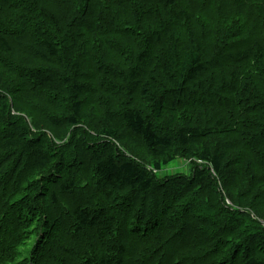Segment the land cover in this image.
<instances>
[{
	"label": "trees",
	"instance_id": "16d2710c",
	"mask_svg": "<svg viewBox=\"0 0 264 264\" xmlns=\"http://www.w3.org/2000/svg\"><path fill=\"white\" fill-rule=\"evenodd\" d=\"M67 1L68 20L45 0H0V264L22 260L19 246L38 216L29 215L36 203L28 207L30 202L20 198L33 190L36 198L45 196L54 205L58 193L68 194L72 223L66 224L59 210L55 231L48 225L36 235V250L20 264H36L37 258L38 264H70L64 252L72 264H216L220 247L185 261L182 249L198 245L200 250L211 242L217 247L236 228L248 234L234 250L241 253L248 246L249 252L233 264H264L258 253H264V225L251 231L256 220L247 212L218 206L211 218H189L191 207H206L202 190L209 169L217 182L212 192L222 201L226 184L240 180L235 176L249 173L253 182L264 181V0H201L218 17L236 13L234 25L218 19L227 26L219 36L206 32L195 12L176 10L173 0H162L152 17H146L143 0H117L115 7L126 2L123 11L114 12L117 30L111 21L100 24L98 13L91 15L96 0ZM107 40L112 51L104 46ZM98 93L99 122L93 125L85 110L93 104L88 96ZM81 125L99 138L91 153L90 181L86 173L73 174V157L54 151L57 140ZM53 130L62 134L57 137ZM138 149L147 161L136 160ZM178 154L203 164L207 172L167 186L166 196L177 193L188 203L179 231L164 239L169 230L161 225L162 217H153L154 226L146 228L140 218L131 230L132 209L125 226L111 206H148L160 193L149 168L161 171ZM52 172L48 183L57 186L50 191L40 182ZM221 209L227 219L223 231L213 235ZM72 231L95 237L77 251L69 242H58L60 232L76 238ZM195 236L211 240L198 242Z\"/></svg>",
	"mask_w": 264,
	"mask_h": 264
},
{
	"label": "rangeland",
	"instance_id": "374dc122",
	"mask_svg": "<svg viewBox=\"0 0 264 264\" xmlns=\"http://www.w3.org/2000/svg\"><path fill=\"white\" fill-rule=\"evenodd\" d=\"M45 1L49 3V7L54 8L56 10L58 9V12H60L62 16H66V19L68 20L71 10L70 11L67 10L70 6L67 0H45ZM116 1L117 0L115 1L114 0H96L95 5L97 6V8L94 7V9L91 12V15H95L96 13H98V19H101L100 24H105L104 22L106 20L111 21L110 23L113 24L112 26L115 30L118 29V26L120 25V23L119 25H117L118 23L116 20L118 19L117 18L118 13L114 14V12L118 9H121L119 11H123L124 7L126 6V2H123L122 6L117 5L115 7ZM143 1L147 5V9L145 10L146 17H152L150 15V12H152L153 8L157 7L162 0H143ZM173 1L175 2L174 6L176 10H182L186 12L187 9H189L195 12L196 13L195 15L198 17V19L202 21L206 32L208 31L210 32V30L212 32L218 31V34H217L218 36L221 35V33L223 32V29L227 27V26L223 27L222 26L223 21L218 20V19L222 18V20L224 21L226 20L227 22L231 20L230 26L236 24L237 19H238V18L235 19L236 17L235 12H232V17H230L229 19H228V14L222 15L220 17L216 16L214 14V9L211 7L207 8V6L204 5L201 0H173ZM97 2H99L100 4L99 7L96 4ZM109 6L110 8L105 10V8H108ZM219 6H220V11H221L222 4H220ZM126 10H129V8H127ZM220 22H221V25H220ZM209 24H212L213 28H210ZM206 25L209 28H207ZM111 28L112 27L110 26L108 29H111ZM105 38L109 39V36H105ZM98 40H101V39L98 38ZM112 45L113 44H111L108 40L104 44V46H106L108 50L110 51H112ZM96 79H97V82L98 80L100 82L102 80L99 77ZM97 82L94 79V85L96 89L98 88ZM98 94L99 95H96L95 97H93L94 96L93 94L88 96L89 98H92V100L90 99L89 101L93 102V104L89 107L87 106L88 108L86 107L87 109L85 110L86 116H87V122L93 125L99 122L98 108H99V102H100L102 95L100 93ZM103 95L106 96L105 94ZM87 130L88 129L85 126L82 127V125L79 128L71 130L70 132H68L67 136L64 139L57 140V144L59 145V148L55 149L54 151H58L57 153L60 152L64 154L65 158L68 157L71 159L73 157L76 162L74 164L73 163L69 164L70 168H73V174L80 176L82 175V173H86L88 175L86 177V180L90 181L94 177V168H93V161H92L91 153L95 149V146L98 145L97 143H98L99 138L95 133L88 132ZM53 133L57 135L58 137L60 136V134H62V131L53 130ZM86 143H89V148H84V144ZM122 147L123 146H121V148L119 147V149H123ZM137 153L141 157L137 156L136 160L144 161V162L147 161L144 156V151L142 149H138ZM201 165L204 166L203 164H200L199 162L195 160H189L185 157H182L180 154H178V157L175 159V161L171 165L164 167L161 171H156L154 170L153 167L149 168L152 173L153 178L155 179V183H158L160 185L159 195L152 198L149 201L148 206H141L139 208L133 207V206L127 207V206H123L122 204L118 206H111L112 213H114L116 217H118L123 223L125 220L128 219L127 212H129V210L132 209L133 212L131 215L130 225H129V228L131 230H134V227L138 225V223L140 222L139 221L140 218L143 219L142 220L143 228H146L148 226L150 227L154 226V221L152 219L153 217L158 218V219L162 217L163 221L161 225L165 229L169 230L165 234H162L163 238L165 239L170 234L175 235V233L179 231L178 223L182 218H184L183 213H184L185 208H187L188 203L185 202L186 198L185 199L181 198V195L177 193L167 192L168 195L166 196L165 193H166L167 186L171 182L183 176L186 178L194 179L196 175L199 173L207 174V172L205 171V167L201 168ZM209 172L208 174H209L210 180H208V182L203 185V190H202L204 196H207L206 197L207 200L205 202L206 207L203 209H199L195 206L191 207L192 208L191 211L194 213L193 216L189 217L191 220L195 221V219L202 218V217L204 219L211 218L213 217V213L216 211L215 209L219 206L225 210L227 209V207H232L234 209L247 212V216L251 215V217L257 221V223L255 221L252 223V225H250L252 229L251 231H254V227L257 229L258 227L256 226L261 227L262 225H264V181L260 182V184L253 182L255 177L252 176V178L250 179L249 173H247L246 175H238V176L233 177L232 179L234 180V178H237L240 180L237 181L236 184H232V185L226 184L227 191L225 190V192L223 193L221 189L219 188V186H222V185L218 184L219 191L220 193L223 194V197H224L222 201L221 197L220 198L215 197V195L212 192L213 190L212 187L214 185V188L216 189L215 184H217V182L213 181L214 179H213V173L211 169H209ZM53 174L54 172L50 174L49 173L46 174L44 183L40 182L43 188L50 189V191L56 189V186H57L55 182L50 183V184L48 183V181L51 180V176H53ZM243 178L245 179L243 180ZM35 179H39V177L35 176ZM32 181L33 180H31V182ZM36 193L37 191L35 190L26 191L24 195L20 198L21 202H30L28 207L32 206L31 202L36 203L35 209L31 210L29 215H31L32 217H33L32 214L38 216V218L36 219V222L34 223V226L28 227L27 236L24 242L19 246L20 259H22L21 262L23 261L25 257H27L25 259H30L29 257L32 256L34 251L36 250L37 242H38V238L36 237V235H38L41 231L44 232L46 226L48 225L50 226L49 227L50 232L55 231V228L59 224V220H60V216L58 214L59 210L64 211V214L66 215V217L64 218V222H66V224L68 225L72 223V220H71L72 217H70V214H71L73 207L71 204V198L68 194L58 193L57 196H58L59 203L54 205L52 204L50 199L46 198L45 196L39 195L40 197L36 198L38 195ZM226 193L228 197L225 196ZM97 203H98V200L95 201V204ZM46 213H53L49 215L52 218L49 219L48 216H44V218L41 220V216ZM25 215H27V213ZM145 217L146 218L148 217V218L146 219ZM225 219H227V217L226 215L222 213V209H221V213L216 217V224L213 223L214 225H216V227H214L213 235L216 233L219 234L223 231L222 222ZM227 224L229 226L238 225L236 221H228ZM124 225L126 226V224ZM66 229H63V231H65ZM69 230H73V229L69 228ZM128 230L129 229H126L125 232L127 233ZM236 232H238L237 228H236L235 233ZM71 233H73V231ZM74 233L73 235L76 238H71L70 236L72 234H69L68 232L66 233L60 232V234L63 237H60L58 242L62 244L63 246H66L67 242H69L68 244H73V246L78 251L81 249L78 246H83L85 241L91 244L92 243L91 240L93 239V237H95L94 235H90V234H88L87 235L88 237H87L85 235L86 233H83V234L78 233L76 235ZM235 233L230 237H225L222 243L218 244L217 247H215V242L202 245L200 247L201 248L200 250L197 249L198 245H196V247H193V248H191L190 245L187 247H184L185 249H182L181 256L184 260L188 257H193L195 254H198L200 251L207 252L209 248L213 249V248L220 247V251L221 252L223 251V252L222 254H218L219 257L217 259L218 262H216V264H220L221 262H227L228 264H233L234 260L241 262V260L243 259V256H245L249 252L248 246H245L243 250L241 251V253L236 252L233 247L235 246V244L244 241L247 238L245 237V235H247L248 233L246 234L239 233L241 236L238 233L236 234ZM58 235L59 233H55L54 236H58ZM46 236H48V234ZM195 238L198 242H205L207 240H211L207 237L204 239H197V237L195 236ZM53 240L55 241V238H53ZM230 241L234 243L233 246H231L230 243H228ZM63 246H60V248L62 249ZM260 248L261 246L259 245L256 249L260 250ZM64 249L67 250V247H65ZM56 250H58V247L56 248ZM258 253L260 254V256H263L264 258V253H262L261 251ZM63 255L65 256V262L68 261L70 264H72L71 261H74V259H70V257L67 254H65V252L63 253ZM233 258H236V259H233ZM45 262L47 263V261ZM20 263H16V264H20ZM59 263L62 264L61 262ZM36 264H38V258H37Z\"/></svg>",
	"mask_w": 264,
	"mask_h": 264
}]
</instances>
